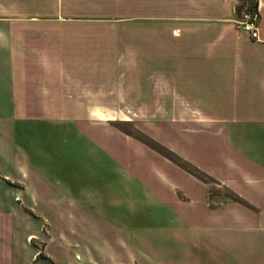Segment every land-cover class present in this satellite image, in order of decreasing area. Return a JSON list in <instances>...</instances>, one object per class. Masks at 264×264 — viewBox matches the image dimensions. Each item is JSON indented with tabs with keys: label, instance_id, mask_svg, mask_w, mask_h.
I'll return each instance as SVG.
<instances>
[{
	"label": "crops",
	"instance_id": "obj_1",
	"mask_svg": "<svg viewBox=\"0 0 264 264\" xmlns=\"http://www.w3.org/2000/svg\"><path fill=\"white\" fill-rule=\"evenodd\" d=\"M237 2L0 0V109L14 113L9 159L21 174L23 203L38 206L43 199L48 215L50 206L57 208L51 220H78L86 235L102 224L88 225L81 205H95L98 220L113 219L114 238L126 237L125 244L109 243L118 252L130 247L136 220L157 226L146 225L147 214L139 212L138 205L150 204L167 210L158 218L149 207L163 229L242 231L239 261L208 246L192 251L220 259L191 264H264V0H255L257 37L237 23ZM120 109L148 110L150 123L175 126L188 148L206 150L204 164L162 136L192 169L145 143L135 150L133 138H122L120 148L113 117L103 112ZM60 132L75 141L65 155L83 158L86 170L100 167L95 187L88 174L63 185V195L35 190L26 180L36 168L27 151ZM216 141L223 143L212 170L207 164ZM7 170L0 165V173ZM197 170L213 175L230 198L209 204L207 181ZM185 199L194 202L192 211Z\"/></svg>",
	"mask_w": 264,
	"mask_h": 264
},
{
	"label": "rangeland",
	"instance_id": "obj_2",
	"mask_svg": "<svg viewBox=\"0 0 264 264\" xmlns=\"http://www.w3.org/2000/svg\"><path fill=\"white\" fill-rule=\"evenodd\" d=\"M255 10V0H238L236 21L243 19L244 13H253ZM151 32V36L154 38L156 36L154 30L151 29ZM137 35L140 38L142 37V34ZM138 51L141 52L142 50ZM146 111L148 112V110L142 109L103 111L108 114L107 116L113 117L111 126L119 132L120 148L126 144L122 141V138H133L135 140V150H140L143 143H145L150 149L166 154L170 159L178 161L188 170L192 169L190 164L181 161L169 147L159 140V137L162 136L173 142L177 141L188 152L191 159L204 164L206 150L197 151L188 148L186 145L187 140L182 138L183 135L175 126H161L150 123L145 115ZM13 127V110L0 109V137L2 138L0 150H6L5 152L0 151V165L4 169L8 168L6 174L4 172L0 173V264H191L193 261L202 263L206 260H219L217 253L207 254L206 252L192 251L194 248L206 250L208 246H211L213 250L232 252L231 254L225 253L227 260L237 262L242 259V231L240 229L230 231L215 229L209 232L201 230L186 231L179 228L163 229L158 226L161 225L162 221L151 220L154 214L149 210V207L153 208L152 210L158 215V218L163 216L162 214L167 210H164V208L155 210L154 206L150 204L146 208L144 207L145 203L138 205L140 207L139 212L142 213V218H145L144 216L147 214L146 222H144L147 223L146 225L153 223L157 226H152L153 228L149 229L145 227L142 221L136 220L133 240L129 239L130 247L124 248L126 246L124 245V247H120L123 248V251L119 250V252L110 246L112 243H109L112 240L115 243H120L124 239L122 242L125 244L126 237L114 238L115 230L111 229L113 219L109 215H103L104 217L98 220L99 216L98 211L94 208L95 205H81L88 225L94 227L96 222L102 224L98 225V228L93 231L94 233H91L92 235H86L80 225L81 222L78 220L63 221L55 217L51 220L49 216L52 217V214L57 212L55 206V209L50 206L51 213L48 215L47 205L42 204L43 199L41 198L38 206L37 203L32 205L29 200H27V204L23 203L24 199L22 198L23 193H21L20 185L24 186V184H19L21 174H17L11 169L12 164L9 159L15 144ZM96 139L99 140L100 137ZM100 141L106 146L104 138ZM74 142L70 141L63 132H60L53 140L44 139L41 142L40 149L34 151L29 149L27 151V155L34 160L33 163L36 168L30 166V172L24 174V176L28 182L30 181L29 184L35 190L38 188L40 191L44 189L43 191L60 192L62 194L64 192L63 185L76 184L79 177L83 179L85 174H88V178H90V185L92 187L96 186L95 173L98 172L100 167L94 163L92 169L86 170V167L80 164V160L83 158L70 154L65 155L72 148L71 145L75 147ZM213 143L216 149L214 151L215 156L207 165L210 169L217 170L216 158H220V156L216 154L222 148L223 142L216 141ZM29 147L32 148L31 143ZM133 152L131 149L130 153L132 155ZM25 154L23 155L26 156ZM140 159L141 157L136 154L134 157L136 170L140 168L137 166ZM197 171L198 176L205 179V182L207 181L208 197L206 200L209 204L217 205L228 200L229 192L224 191L223 187L217 184L218 181L213 175L200 170ZM197 171L195 172L197 173ZM136 191H138V188ZM183 193L189 196L186 192ZM183 195L182 197H187ZM187 200L184 201L189 202L190 205L183 206L188 208L187 211H192V208H195L193 206L194 202ZM143 202L144 199H142ZM199 205L201 206L200 203ZM105 206H108L109 209H115L116 207L115 205ZM121 207L119 206V208ZM112 211L109 210L110 213ZM31 233L32 235H29ZM100 241L103 244L100 245Z\"/></svg>",
	"mask_w": 264,
	"mask_h": 264
},
{
	"label": "built area",
	"instance_id": "obj_3",
	"mask_svg": "<svg viewBox=\"0 0 264 264\" xmlns=\"http://www.w3.org/2000/svg\"><path fill=\"white\" fill-rule=\"evenodd\" d=\"M257 13L256 10L253 13H244V18L241 20H237L239 25H243L247 30L250 31V34L253 37H257Z\"/></svg>",
	"mask_w": 264,
	"mask_h": 264
}]
</instances>
